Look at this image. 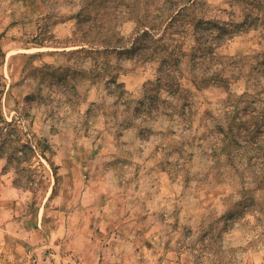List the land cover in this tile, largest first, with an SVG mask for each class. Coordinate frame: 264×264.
<instances>
[{"label":"rangeland","instance_id":"rangeland-1","mask_svg":"<svg viewBox=\"0 0 264 264\" xmlns=\"http://www.w3.org/2000/svg\"><path fill=\"white\" fill-rule=\"evenodd\" d=\"M0 264H264V0H0Z\"/></svg>","mask_w":264,"mask_h":264},{"label":"crops","instance_id":"crops-1","mask_svg":"<svg viewBox=\"0 0 264 264\" xmlns=\"http://www.w3.org/2000/svg\"><path fill=\"white\" fill-rule=\"evenodd\" d=\"M6 214V213H5Z\"/></svg>","mask_w":264,"mask_h":264},{"label":"trees","instance_id":"trees-1","mask_svg":"<svg viewBox=\"0 0 264 264\" xmlns=\"http://www.w3.org/2000/svg\"><path fill=\"white\" fill-rule=\"evenodd\" d=\"M147 33V32H146Z\"/></svg>","mask_w":264,"mask_h":264}]
</instances>
